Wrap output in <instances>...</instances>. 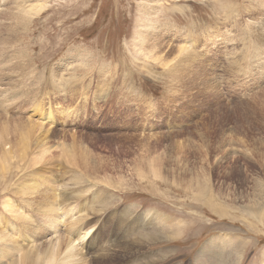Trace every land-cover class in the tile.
<instances>
[{
	"label": "rangeland",
	"instance_id": "obj_1",
	"mask_svg": "<svg viewBox=\"0 0 264 264\" xmlns=\"http://www.w3.org/2000/svg\"><path fill=\"white\" fill-rule=\"evenodd\" d=\"M263 59L264 0H0L8 264H264Z\"/></svg>",
	"mask_w": 264,
	"mask_h": 264
},
{
	"label": "bare ground",
	"instance_id": "obj_2",
	"mask_svg": "<svg viewBox=\"0 0 264 264\" xmlns=\"http://www.w3.org/2000/svg\"><path fill=\"white\" fill-rule=\"evenodd\" d=\"M243 45V44H242ZM189 46H187L186 48H188ZM249 50V49H248ZM256 55H257V53H256ZM240 56H241V54H240ZM253 57V56H252ZM259 60H261V59H259ZM264 60V59H263ZM260 66V65H259ZM261 69V68H260ZM264 69V68H263ZM248 71V70H247ZM250 82V81H249ZM39 118H40V120H39ZM38 119H37V121H35V122H37L38 123V125L41 127L42 126V118L41 117H39ZM26 140V142L25 143H23V146H27L29 143H28V140L27 139H25ZM41 146V149L40 150H38L37 152H35V153H33V156L35 157V159H38V158H41L42 156H44L47 152H48V149L47 148H45V147H43L42 145H40ZM25 153H26V149H22L21 150V153H20V157H19V161H21V162H23L24 161V159H25ZM67 153H69V151H66V149H63V158H61V159H63V160H66V162H70V161H73V159L72 160H70V158H71V156H69ZM2 156H1V158H0V172L2 173V171H4V170H9L10 169V166H11V164H12V162L16 159V157L14 156V154H13V149L12 148H10L9 146H6L4 149H3V151H2ZM60 163H62L64 166H65V164L63 163V161H60ZM72 162H70V164H71ZM69 164V165H70ZM73 166H74V164H72ZM153 170H157V168H153ZM50 174H52V172L51 171H46V173H45V176L44 177H49V175ZM43 177V178H44ZM155 183V182H154ZM58 185H59V183H58ZM64 185V186H63ZM63 187H65L66 189H67V192H64V198L66 199V200H68V201H70V199H71V196H72V191L71 190H73V186L71 185V187L69 186V184L68 183H63ZM75 185V184H74ZM62 186L60 185V188H62ZM75 187V186H74ZM63 189H61V191H62ZM59 191V190H58ZM63 192V191H62ZM61 194H63V193H61ZM95 194H96V192H95ZM254 200H255V203L259 206V209L261 210V211H263V213H264V188H262V187H260V186H256L255 187V189H254ZM95 196V195H94ZM62 197V196H61ZM97 197V196H96ZM63 198V197H62ZM63 198V199H64ZM4 207L9 211V209H10V213H13L14 211H13V208H12V205H11V203L9 202V201H7L6 203H5V205H4ZM64 207V206H63ZM62 206H58V207H56V209H55V207H54V201H53V209L54 210H56L57 212H54L52 215H49L48 217H47V225H48V221L49 220H51V219H53V221H54V223L56 224V223H60L61 222V220H63V217H67L68 219H70V221L69 220H67V222H68V224L69 225H65L68 229H69V231H71L72 229H73V223H74V220L75 219H79L80 217V219H82V218H85L86 216H84L83 214H78V215H74L75 213H76V211H75V209H74V207H67V208H63ZM101 209H103V207H101ZM56 213H58L57 214V216H56ZM146 216L148 217L149 216V218H146L145 220V223H147V224H149V223H152L153 221H156L157 222V226H159V227H166L168 224V222H170L171 221V219H169L168 218V216H165L164 214H162V213H160V212H158V211H154V210H152V209H148L147 211H146ZM252 214H254V215H257L258 213L257 212H252ZM43 215H44V212H43ZM68 215H70L69 217H68ZM131 215L132 214H129L128 215V217H131ZM74 217V218H73ZM127 217V218H128ZM64 218V219H65ZM52 221V222H53ZM125 221V220H124ZM84 222V221H83ZM177 222V221H176ZM64 223V222H63ZM53 224V223H52ZM55 224H54V226H55ZM91 224V223H90ZM131 224V223H130ZM130 224H126V225H128L129 226V228L130 227H133L134 228V230H132L131 228H130V232H133V231H135V228H137V226L139 227L138 228V230H136V231H141L142 229H143V227H141V225L139 224V223H137L136 221H133V223L130 225ZM179 224V223H178ZM46 225V224H45ZM57 225V224H56ZM87 225H89V222H88V224ZM49 226V225H48ZM53 226V225H52ZM51 226V227H52ZM56 227V226H55ZM58 227V226H57ZM122 227H123V225H122ZM177 227V231L179 230V225L178 226H176ZM48 228V227H47ZM81 228V227H80ZM129 228H128V231H129ZM170 228H171V222H170V224H169V230H170ZM4 229H5V231H8L7 230V227L6 226H4ZM9 229V228H8ZM54 229H56V228H54ZM83 229V228H82ZM90 229H91V226L89 227V228H86L85 229V232H83V236L81 237V238H83V237H85V236H88L89 234H90ZM79 230V229H78ZM175 230H176V228H175ZM82 231V230H81ZM77 233V232H76ZM10 233H8V232H3V236H2V238L0 239V241H3L2 242V245L4 246V255H2L1 257H0V264H8V263H10V262H12L13 261V259L15 258V256L17 255V257L19 256V254H20V252L23 250V248L25 247V245H24V243H22L21 245H20V243H18V241L15 239V237H14V234H13V236L12 237H10L11 235H9ZM74 234V233H73ZM75 235V234H74ZM27 236V235H26ZM56 236V235H55ZM55 236H53V237H55ZM72 236V235H71ZM92 236V235H91ZM259 236V235H258ZM77 238V237H76ZM24 239V238H23ZM25 240V239H24ZM28 240V239H27ZM77 240V239H76ZM78 240H80V239H78ZM47 241H50V238H47ZM28 242V241H27ZM67 242H68V246H69V250H72L74 247H76V243L73 241V240H71L70 238H68L67 239ZM77 242V241H76ZM30 243V242H29ZM12 244H14V245H16L17 247H18V249H19V252L18 253H16V250H15V248L12 246ZM83 244V243H82ZM76 249H77V247H76ZM93 249V248H92ZM102 249H100V248H96V250L94 251V253H95V255H96V253L97 252H99V251H101ZM74 260V258H71V257H69V259H68V261H73ZM47 264H49V262H47Z\"/></svg>",
	"mask_w": 264,
	"mask_h": 264
}]
</instances>
